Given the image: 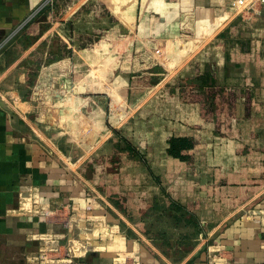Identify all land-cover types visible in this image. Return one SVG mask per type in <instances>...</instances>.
<instances>
[{"label":"crops","instance_id":"obj_1","mask_svg":"<svg viewBox=\"0 0 264 264\" xmlns=\"http://www.w3.org/2000/svg\"><path fill=\"white\" fill-rule=\"evenodd\" d=\"M44 1L0 0V264H39L40 260L44 264L43 237L62 232L61 225L47 222L50 215L44 209L56 207L74 210L79 222H86L81 229L88 233L87 243L101 247L102 255L118 264L128 249V231L138 236L140 231L129 221L126 226L117 224L108 211L123 212L94 184L86 164L113 152L120 138L117 132L123 136L122 128L134 116L132 107L138 97L150 93L151 98L202 52L208 55L218 85L236 90L235 137L255 151L250 166L264 163V159L260 162L264 155V3L240 0L235 7L239 0H102L106 8L102 11L94 3L93 8L87 7L90 1L100 0H72L54 22L32 15ZM132 34H137L136 42L126 48L111 45L114 38ZM86 36L94 39L93 45L85 43ZM148 36L167 39L169 48L162 58L151 52V59L141 63L143 69L158 67L160 76L153 88L141 90V85L131 87L128 64L133 60L128 56L132 47L142 50ZM100 37L106 38L103 44L113 55L127 61L99 66L104 53L95 47ZM55 40L57 47L49 45ZM110 71L112 76L101 87L90 84V94L73 91L80 75L90 83ZM137 90L142 92L134 93ZM116 94L119 106L112 99ZM146 158L143 153V160L133 162L124 156L123 161L146 163ZM98 198L110 209L105 210ZM78 210L86 215L80 218ZM92 214L99 219H91ZM213 227L204 239L208 243L189 252L179 264H264V186L236 207L220 212ZM98 238H102L99 244L94 242ZM132 241L133 247L139 244ZM37 244L40 250H35ZM74 245L85 252L83 242ZM137 249L144 258L143 248Z\"/></svg>","mask_w":264,"mask_h":264},{"label":"rangeland","instance_id":"obj_2","mask_svg":"<svg viewBox=\"0 0 264 264\" xmlns=\"http://www.w3.org/2000/svg\"><path fill=\"white\" fill-rule=\"evenodd\" d=\"M66 2H68V0H54L52 4H49L51 0H45L32 15H35L36 19H45L44 17L47 16L50 17V20L52 19L56 22L59 17L63 16L60 12L67 4ZM93 3L95 7L97 5L102 11L106 9L104 8L105 6H102L105 5L102 0L98 2L90 1L87 7L93 8ZM40 11L41 13H39ZM102 11H99L100 15L104 13ZM33 22L34 21H32L30 25H33ZM39 27L42 28L41 23L38 28ZM85 39L83 38L86 44L92 42L93 45L94 39H88V36H86ZM105 40L106 38L100 37L97 42L100 46L99 50L102 51V53H104L106 49V46L103 44ZM49 45H54V43L50 42ZM96 52H98V49ZM129 57L131 56L129 55L128 58ZM127 59L121 61L116 60V62H119L118 65H121L124 61H127ZM134 62L136 63L135 66ZM97 63L99 66L105 64L99 61ZM108 63L114 64L112 59H110ZM125 64L127 65V63ZM128 65H131L130 71H132V74L133 71L137 72L141 70V63L138 58L131 61ZM186 68L177 76L184 74ZM51 72L53 73V71L50 70V73ZM111 72L112 71L99 74L100 87L105 78L109 79L112 76L109 74ZM39 75H41L40 71L39 73H35L36 79L39 78ZM135 85L140 86L141 84L136 82ZM138 86L136 88H138ZM102 87H105V85ZM165 87L166 86L156 94H153L151 98H149L151 95L150 93L145 98L140 97L139 99L138 97V102L132 107V112L134 111L135 113L134 116L129 120L126 126L122 128L123 136L129 138L147 155V162L131 164L123 162L121 165L122 174H128L129 176L122 178L121 187L124 190L128 188L138 195H143L142 198L146 199L148 202H158L157 206L151 210L152 213L144 217H141L132 210L131 213H129L131 215H126L121 212L123 216L112 209L108 211L113 214L117 220V224L120 226H126V222L129 221L131 225L140 231L139 236L134 234L131 230L128 231L129 244L127 245L128 249L126 251L132 254L127 255L128 257L125 258L124 262H121L123 264H166L161 260L162 258L172 263L179 264L189 252H192L203 243H205V245L208 243L204 241V239L211 235L214 230V224L219 220L220 212L225 209V206L216 208V198L211 196L206 190H208L207 186H209L213 175V168H211L208 163V158L213 151H217L218 148L216 147L224 143L226 138H224L222 134L211 129H192L182 125L180 122H171L169 115L171 112L170 109L154 102L155 97ZM140 88L142 90L146 88V86ZM147 88H153V86ZM141 90L133 92H142ZM127 92L128 91H125L126 94ZM131 96H133V94ZM114 103L117 102L114 101ZM119 105L118 102V106ZM170 133L177 136L190 135L198 142L194 155V164L191 167L184 169L177 160L166 154L164 149V138ZM234 133L236 134V130ZM115 138H118L117 135ZM228 156L229 155L226 154L223 155L225 160H228ZM132 161L134 162L136 160ZM203 180L206 181L205 184ZM168 197H171L177 203L185 205L188 210L195 214L194 216L196 219L192 220V224L184 221L182 218H174V212L165 209L167 205L165 202ZM97 201L105 210L110 209L101 198H98ZM109 202L111 201L109 200ZM64 208L65 207L50 208L47 211L44 209V213H49L50 215L46 218L47 222H51L52 225H61L60 227L62 230L61 234H57L55 237L50 235L43 237L42 241L46 242L43 244L46 246L44 255L46 261L44 264H112L111 257L109 258L102 255L103 250L100 249L101 247L96 248V246L93 247L91 243V245L87 243V241L91 240L87 239L88 233L84 231V224H86V222L83 221V223H80L74 210L69 208L65 210ZM78 212H82L80 218L86 215L85 210H78ZM90 216L91 219H99L97 218V214H92ZM186 217L191 218L190 214H187ZM140 222L143 223L144 229H146L148 233L143 232L138 227V223L140 224ZM87 227H90V225H87ZM133 239L137 240L139 243L135 247L132 245ZM77 241L84 243L86 246L85 252L84 250L82 251L81 249L77 250L74 248V243ZM94 242L99 244L102 242V238H98L94 240ZM205 245L201 247L204 249ZM36 246L38 248L36 247L35 250H40V245L37 244ZM138 246L143 248L145 252L144 258L139 255ZM138 256L140 257L139 260L137 259ZM42 262L40 260V263Z\"/></svg>","mask_w":264,"mask_h":264},{"label":"trees","instance_id":"obj_3","mask_svg":"<svg viewBox=\"0 0 264 264\" xmlns=\"http://www.w3.org/2000/svg\"><path fill=\"white\" fill-rule=\"evenodd\" d=\"M71 1L68 0L66 3ZM136 37L137 34H132L126 38H114L111 45L114 49L126 48L128 44L136 42ZM53 43L54 47L58 46L57 40ZM142 45V50L139 47H132L129 51L131 58L133 60L138 58L140 63H143L149 56L150 60L151 52L158 53L162 58V54L169 48V41L148 36L143 39ZM104 53L105 55L99 60L101 63L106 64L110 62V59L114 63L119 60L118 56L113 55L109 48H106ZM71 54L72 50L70 51ZM156 62L159 63L160 59ZM158 71V67L156 69L141 68L140 71H133L132 87L135 86L136 82L140 83L141 87L153 86L155 82L160 80V76L156 75ZM185 71L184 74L171 80L155 97L154 102L170 109L171 122H180L192 129H211L226 138L224 143L216 147L218 148L217 151H213L208 158V163L213 168V175L212 181L207 186V192L216 198V208L222 206L234 208L264 186V163L258 164L256 167L255 165L250 166L249 161L253 159L255 151L250 147L241 145L234 133L236 90L233 87L218 85L208 55L202 52L200 57L190 63ZM90 84L94 85V89L99 87V81L92 80L88 83L87 77L83 78L80 75L74 83L73 91L88 95L92 92V89L89 88ZM107 88L110 86L107 85ZM117 98V94L112 97L114 101H117ZM116 104L118 105V103ZM110 124L111 120L108 119L106 125ZM117 134L120 138L114 143L113 152L90 159L86 164V172L90 173L94 184L124 214L131 215L129 213L132 210L144 217L152 213L151 210L157 206L158 202H148L142 198L143 195H138L128 188L124 190L121 187L122 178L129 176L122 174L123 157L128 156L134 160H143V152L129 138L122 136L121 132H117ZM164 139V149L168 156L177 160L184 169L194 164V155L198 143L194 137L190 135L177 136L170 133ZM225 154L229 155L228 160L224 159L223 155ZM263 159L264 155L260 162H263ZM256 168H259L258 173L254 175L253 172ZM108 173H112L113 177L109 178ZM165 203L167 204H165V209L173 211L174 218H182L191 224L192 220L196 219L195 214L188 210L185 205L175 202L171 197H168ZM187 214H190L193 219L187 218ZM138 227L143 232L148 233L142 222L138 223Z\"/></svg>","mask_w":264,"mask_h":264},{"label":"built area","instance_id":"obj_4","mask_svg":"<svg viewBox=\"0 0 264 264\" xmlns=\"http://www.w3.org/2000/svg\"><path fill=\"white\" fill-rule=\"evenodd\" d=\"M53 1H54V0H51V3H49V4H52ZM252 1H259V2H261V3H264V0H252ZM241 3H242V1L239 0L238 3L235 4V7H237V6H238L239 4H241ZM63 220H64V219H63Z\"/></svg>","mask_w":264,"mask_h":264},{"label":"bare ground","instance_id":"obj_5","mask_svg":"<svg viewBox=\"0 0 264 264\" xmlns=\"http://www.w3.org/2000/svg\"><path fill=\"white\" fill-rule=\"evenodd\" d=\"M129 254H132V253H127V251H126L125 256H123V258L120 259L121 261L119 263L124 262L125 258L128 257L127 255H129ZM121 264H123V263H121Z\"/></svg>","mask_w":264,"mask_h":264}]
</instances>
